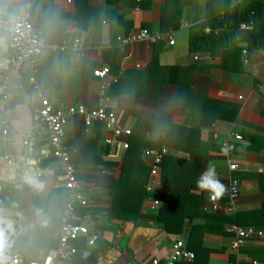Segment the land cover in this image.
Instances as JSON below:
<instances>
[{
    "label": "crops",
    "instance_id": "obj_1",
    "mask_svg": "<svg viewBox=\"0 0 264 264\" xmlns=\"http://www.w3.org/2000/svg\"><path fill=\"white\" fill-rule=\"evenodd\" d=\"M248 1L0 0L5 15L30 5L31 25L44 41L36 84L54 109L79 104L95 109L99 83L93 72L109 68L113 83L106 106L132 132L125 176L119 181L127 152L104 143L113 138L100 124L86 127L82 118L73 117L63 140L88 202L76 214L89 215L88 226L99 235L94 247L88 248L85 238L73 245L97 257L106 250L98 264H164L176 240L195 256L176 264H264V238L233 253L228 229H264V50L256 49L248 35L231 31H222L226 44L221 48L191 51L188 46L191 27ZM140 29L169 35L174 45L165 40L121 47L116 42ZM73 45L80 50H71ZM61 47L66 49L60 52ZM4 80L9 88L6 135L0 125L4 249L20 253L25 262L41 261L58 247L66 194L47 134L34 119L39 103L34 85L26 70L10 68L7 36L0 31V84ZM148 147L167 152L162 188L156 192L146 189L150 164L143 151ZM210 161L226 190L237 181L234 200L223 194L212 203L211 194L197 188ZM228 161L237 170L230 171ZM140 183L146 195L138 211L130 213L140 216L113 218L114 198L117 205L133 207L137 200L127 203ZM156 198L160 207L167 203L161 219L160 207L150 210Z\"/></svg>",
    "mask_w": 264,
    "mask_h": 264
},
{
    "label": "built area",
    "instance_id": "obj_2",
    "mask_svg": "<svg viewBox=\"0 0 264 264\" xmlns=\"http://www.w3.org/2000/svg\"><path fill=\"white\" fill-rule=\"evenodd\" d=\"M30 5L23 4L16 12L5 15L0 10V31L7 36L8 63L10 68L16 71L26 70L29 74V82L34 85L36 96L39 103L34 112V119L42 125L46 134L49 146L52 150V156L58 164L62 188L66 194V205L59 218V238L58 247L41 261L25 262L22 255L14 250L4 249L0 254V264H54V261L70 262L77 253L78 249L73 245L80 238L86 239L88 248L94 247L99 240V235L90 230L88 223H91L89 215L79 216L76 214V208H85L88 206L87 200L82 194V186L76 177V171L70 161L68 154L64 150L63 140L65 138V125L69 119L80 117L86 127L100 124L105 131L112 135L113 139L105 138L106 145L113 146L117 152L126 151L129 148V139L132 132L128 128L122 127L117 119L115 112L108 110L106 104L109 101V89L113 81L109 79V68L94 70L93 76L98 80V104L95 109H88L84 105L69 106L65 109H54L45 93L39 91L35 73L36 61L42 56L44 46L43 38L40 32L36 31L30 22ZM241 32L252 30V22L241 23L239 25ZM167 41L169 46L174 45V41L169 35L158 31H149L140 29L127 36H118L116 42L124 47L135 42H145L151 46L157 45L162 41ZM80 45H73L71 50H80ZM66 48H59L63 52ZM197 60V57H194ZM9 99V88L7 81L0 84V125L4 127L2 134L6 135V122L4 114L7 109ZM235 140L241 141L239 135L234 136ZM26 144V142H24ZM166 150L147 148L143 151V156L149 160V179L146 186L148 192L160 191L162 183L160 180L162 162L166 155ZM8 163L11 161L8 159ZM230 171L237 170L236 164L228 161ZM1 190V187H0ZM239 193L237 181H232L224 196L234 200ZM212 203L216 199L209 197ZM160 207L158 198L154 199L150 210L156 212ZM229 232L233 235L230 250L238 253L245 247L249 241L264 238V229H255L252 227L242 228L231 225ZM194 253L189 251L185 243L176 240L171 254L164 264H176L177 262H190L194 259ZM237 264V263H231Z\"/></svg>",
    "mask_w": 264,
    "mask_h": 264
},
{
    "label": "trees",
    "instance_id": "obj_3",
    "mask_svg": "<svg viewBox=\"0 0 264 264\" xmlns=\"http://www.w3.org/2000/svg\"><path fill=\"white\" fill-rule=\"evenodd\" d=\"M246 22H252V30L248 32H241L239 30V25ZM222 31H224L223 33H225V35L227 31L234 32L240 36L248 35L249 37L246 39H248V41L254 42L256 49L264 50V0H249L248 2L241 4L235 11L225 13L222 17L208 18L205 22L194 25L189 31V49L191 51H200L216 47L221 48L225 46L226 39L222 37ZM216 32L217 34H215ZM237 41L239 40H236V42ZM129 148L126 150L127 153L124 157L123 165L118 177L119 181L122 180V177H124L126 174V164L131 155L128 153ZM163 163L164 159L162 164ZM149 172L150 171L148 170V174ZM145 195L146 191L143 188V183H140L138 186H134L132 196L130 198L133 199L127 203L131 204L130 202L137 200L138 203L136 204L134 202L135 205H133V207L131 205L124 207L117 205L115 202L116 199L114 198L111 216L113 218L124 220L134 219L137 216H140L139 212H136L135 216H130V213L132 212V209L133 211H138V207L140 206ZM166 208L167 203L164 201L160 207L158 219H161ZM122 210H124V213L120 212Z\"/></svg>",
    "mask_w": 264,
    "mask_h": 264
},
{
    "label": "clouds",
    "instance_id": "obj_4",
    "mask_svg": "<svg viewBox=\"0 0 264 264\" xmlns=\"http://www.w3.org/2000/svg\"><path fill=\"white\" fill-rule=\"evenodd\" d=\"M29 179L31 182L35 183L34 180H32L31 178ZM196 186L202 191L209 192L212 199L221 197L226 191L225 185L221 182L220 179H218L216 165L211 161L209 162L206 171L202 172L198 177ZM7 228H11V224H8ZM5 231V227L0 226V254L3 253V250L7 245V237L5 235Z\"/></svg>",
    "mask_w": 264,
    "mask_h": 264
},
{
    "label": "water",
    "instance_id": "obj_5",
    "mask_svg": "<svg viewBox=\"0 0 264 264\" xmlns=\"http://www.w3.org/2000/svg\"><path fill=\"white\" fill-rule=\"evenodd\" d=\"M107 254L105 250L99 257L95 256L90 249L78 250L75 254L73 264H98L99 259L104 258Z\"/></svg>",
    "mask_w": 264,
    "mask_h": 264
}]
</instances>
